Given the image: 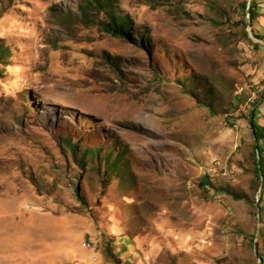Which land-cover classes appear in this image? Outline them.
<instances>
[{
  "label": "rangeland",
  "instance_id": "1",
  "mask_svg": "<svg viewBox=\"0 0 264 264\" xmlns=\"http://www.w3.org/2000/svg\"><path fill=\"white\" fill-rule=\"evenodd\" d=\"M86 1L0 0V264H264V0Z\"/></svg>",
  "mask_w": 264,
  "mask_h": 264
},
{
  "label": "trees",
  "instance_id": "2",
  "mask_svg": "<svg viewBox=\"0 0 264 264\" xmlns=\"http://www.w3.org/2000/svg\"><path fill=\"white\" fill-rule=\"evenodd\" d=\"M116 2L117 0H87L85 4L80 6V9L84 17V20L88 23L91 22L89 21V19H91V14L93 12H95L98 15H100L101 13L104 14L106 19L100 23L103 31H105L106 33L112 36L126 40L128 39L135 42V40L132 38L130 34V31L127 28L128 24L131 23V16L129 14L126 15L118 14L116 11H114ZM247 13L250 14V21L253 22L255 18V13L253 11L252 4L248 6ZM187 16H190V14L187 13ZM253 32L257 35V32L254 29ZM11 55H12L11 50L8 47L4 45H0V63L3 64L7 63L8 58H10ZM207 105L210 108V111L213 113L214 112L213 106H211L210 104ZM257 109H258L257 105L253 106L248 116V120L251 125L252 131L254 133L256 144L258 146V138L262 133V128L256 122L259 116V112ZM76 149H77L76 146H74L75 152ZM258 174L261 177L262 182L264 183V172L263 169L261 168V165L258 166ZM201 182L203 184L209 183V178L204 177ZM75 193L77 199L82 204L85 205L86 201L84 200L83 196L80 194V191L76 189Z\"/></svg>",
  "mask_w": 264,
  "mask_h": 264
}]
</instances>
